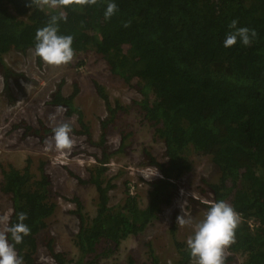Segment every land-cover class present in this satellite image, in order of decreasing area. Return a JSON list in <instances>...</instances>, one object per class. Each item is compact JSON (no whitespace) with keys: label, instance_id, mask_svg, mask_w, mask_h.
Segmentation results:
<instances>
[{"label":"trees","instance_id":"16d2710c","mask_svg":"<svg viewBox=\"0 0 264 264\" xmlns=\"http://www.w3.org/2000/svg\"><path fill=\"white\" fill-rule=\"evenodd\" d=\"M108 2L0 0V65L7 90L16 73L5 64L4 56L13 50L34 49L37 30L45 27L52 15L64 12L67 21H59V34L73 37L76 54L96 52L126 84L138 80L143 98L131 107L139 111L154 139L165 147L163 162L150 149L144 150V163L163 175L148 182L146 200L140 192L131 194L126 181V198L116 204H111L110 192L116 184L107 176L106 164L127 152L132 132L124 131L116 148L105 145L101 156L95 153L98 164L88 169V180L80 179L98 192L97 211L89 222L77 211L82 225L73 242L80 255L71 260L50 243L52 258L57 264H96L102 256L98 252L102 242L114 251L123 240L144 232L173 202L179 181L191 172L192 156L197 154L209 159L217 175L214 181L203 180L212 203L224 200L240 214L235 242L228 249L243 256L242 264H264V0H115L118 11L106 19ZM234 19L238 26L255 30L250 45L238 41L224 47ZM97 89L110 112L102 123L106 129L116 113L128 107L118 101L113 107L104 87L97 85ZM77 93L74 90L67 96L60 87L51 102L65 106L68 117L77 114L81 129L68 122L72 131L91 137V128L75 104ZM54 128L44 123L38 127L26 124L25 133L44 139L53 136ZM104 136L106 133L102 139ZM32 161L28 158L20 168L2 164L1 190L10 195L13 208L8 227L18 222L17 213L25 212L24 223L31 229L20 244L8 234L24 264H37L38 236L58 208L45 169L47 162L41 160L34 170ZM76 202L82 209L80 200ZM212 203L204 205L199 220ZM170 232L173 261L163 263L151 251L152 261L146 264H196L187 247L188 238L178 237L176 222ZM233 255L225 256L224 264H230ZM129 264H135L132 258Z\"/></svg>","mask_w":264,"mask_h":264},{"label":"rangeland","instance_id":"374dc122","mask_svg":"<svg viewBox=\"0 0 264 264\" xmlns=\"http://www.w3.org/2000/svg\"><path fill=\"white\" fill-rule=\"evenodd\" d=\"M4 61L16 74L10 77V87L7 90L3 67L0 65V232H5L13 211L10 195L1 190L2 164L11 163L20 168L31 158L32 168L37 170L40 161H46L45 169L52 180V195L58 208L47 219V227L38 236L36 262L57 264L50 253V243L58 252H65L69 259H77L80 254L73 239L82 225L77 211L81 210L84 214L85 223L97 211L96 187L80 181L88 180V169L98 164L94 154L101 156V148L105 145L110 149L116 148L120 144L122 133L132 132L128 139L132 143L127 152L113 157L106 164L107 176L116 184L110 192L111 204H116L126 198V181L134 188V194L140 192L141 199L146 200L148 182L153 179L147 168L154 169V166L144 163V150L150 149L163 162L166 160L165 147L160 140L154 139L152 128L142 122L143 117L139 111L131 107L135 101L143 98L141 87L137 85L138 80L134 79V85L126 84L122 78L112 73L107 61L96 52L75 53L71 62L59 66L43 62L34 55V49L26 52L10 51L4 56ZM97 85L104 87L113 107H117V101L123 107H128L120 109L106 129L102 123L109 119L110 112ZM60 87L67 96L78 90L75 104L81 108L84 121L91 128V137L72 131L74 144L70 151L56 150L52 136L43 139L36 134L25 133L26 124L38 127L44 123L53 128L65 121L81 129L77 114L68 117L65 106L52 104L53 95ZM58 106H62L64 110L57 112ZM103 133H106L104 139L101 137ZM192 160L193 169L179 181L173 202L164 207L159 218L144 232L123 240L114 251H110L107 242H102L98 247L102 256L96 264H129L130 258L135 264L151 263V251L163 263L173 261L175 247L170 228L174 222L177 223L179 215L185 214L186 218H191L192 224L179 226L177 223L178 237L188 238L191 235V229L200 221V215L204 214V205L212 203V196L204 191L207 187L203 180L214 181L217 178L206 156L194 154ZM144 176L152 177L146 179ZM76 199L82 203V209ZM229 255L233 253L226 247L224 256ZM233 256L230 264H242L243 256Z\"/></svg>","mask_w":264,"mask_h":264},{"label":"clouds","instance_id":"9594fccd","mask_svg":"<svg viewBox=\"0 0 264 264\" xmlns=\"http://www.w3.org/2000/svg\"><path fill=\"white\" fill-rule=\"evenodd\" d=\"M71 2L72 0H61L62 4ZM75 2L95 4L96 0H75ZM117 11L118 5L115 0H109L104 16L109 19ZM61 20L67 21L64 12L52 15L49 23L38 29L35 35L34 55L48 65L67 64L72 61L75 54L72 47L73 37L59 34V21ZM238 25V20L231 21L229 25L231 31L225 36L224 47H231L238 41L243 45H250L251 38L256 36L255 30ZM63 110L62 106L57 107V112ZM71 133L72 125L68 122H63L53 129L52 139L56 150L70 151L72 149L74 140ZM151 177L145 178L150 179ZM26 218L27 213H17L18 222L7 227L5 232H0V264H24L23 257L18 256L16 252L15 244L22 243L24 237L30 234V227L24 223ZM177 223L179 226H184L192 224V220L182 214L177 217ZM239 223L240 214L232 205L224 200L212 203L204 218L195 224L193 234L186 241L190 255L196 264H224V250L235 242V230ZM8 234L11 235L15 244L9 243Z\"/></svg>","mask_w":264,"mask_h":264},{"label":"built area","instance_id":"2783aa9c","mask_svg":"<svg viewBox=\"0 0 264 264\" xmlns=\"http://www.w3.org/2000/svg\"><path fill=\"white\" fill-rule=\"evenodd\" d=\"M147 169L150 171V173H151L152 175L155 174V175L153 176V179H152V180H155V179H158V178L163 177L162 173H161L157 168L154 167V169H152V168H147ZM157 171H158V173H157ZM156 173H157V174H156ZM130 193H131V194H134V188H133V187L131 188Z\"/></svg>","mask_w":264,"mask_h":264}]
</instances>
